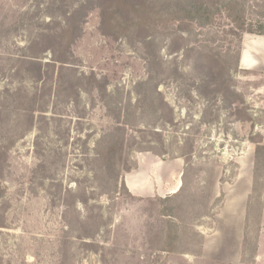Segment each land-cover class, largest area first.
<instances>
[{
  "label": "rangeland",
  "instance_id": "rangeland-1",
  "mask_svg": "<svg viewBox=\"0 0 264 264\" xmlns=\"http://www.w3.org/2000/svg\"><path fill=\"white\" fill-rule=\"evenodd\" d=\"M103 1L0 0V264H264V0Z\"/></svg>",
  "mask_w": 264,
  "mask_h": 264
},
{
  "label": "trees",
  "instance_id": "trees-1",
  "mask_svg": "<svg viewBox=\"0 0 264 264\" xmlns=\"http://www.w3.org/2000/svg\"><path fill=\"white\" fill-rule=\"evenodd\" d=\"M92 1H98V0H91V2ZM113 1V3L114 4H117V3H115L114 2V0H112ZM119 2H122V0H118ZM104 2V1H103ZM103 2H101V3H103ZM107 3H109L108 2V0L107 1H105L103 4H105V5H107ZM95 4V3H94ZM98 4V3H97ZM123 4V3H122ZM121 4V5H122ZM93 5V4H92ZM105 5H104V7H105ZM96 7H98V6H100V5H95ZM101 8V10H103L104 8L103 7H100ZM112 8H114V7H112ZM108 13H109V11H108ZM102 15H103V23H105V24H107V23H109V20H110V18H108V17H106V14H104L103 12L101 13ZM230 16H231V18H234V19H236L235 17H234V15L233 14H231L230 13ZM233 19V20H234ZM54 54V56H53V58H52V61H51V65L52 66H56V65H59V66H63V64H66L67 63V57H68V52H67V50H64V49H62V51H60L59 52V54H57V53H53ZM57 54V55H56ZM58 68H60V67H58ZM116 145H114V144H109L108 145V147H107V150H106V152H108V153H110V152H112V151H114L115 149H116ZM103 153H105V152H99V154H103ZM104 156H106L107 154L105 153V154H103Z\"/></svg>",
  "mask_w": 264,
  "mask_h": 264
},
{
  "label": "crops",
  "instance_id": "crops-1",
  "mask_svg": "<svg viewBox=\"0 0 264 264\" xmlns=\"http://www.w3.org/2000/svg\"><path fill=\"white\" fill-rule=\"evenodd\" d=\"M243 56V55H242Z\"/></svg>",
  "mask_w": 264,
  "mask_h": 264
}]
</instances>
